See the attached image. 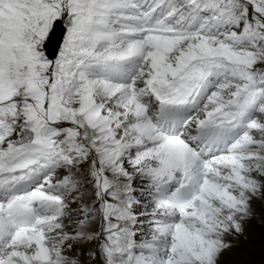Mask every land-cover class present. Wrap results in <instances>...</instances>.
Here are the masks:
<instances>
[{
	"label": "snow or ice",
	"instance_id": "obj_1",
	"mask_svg": "<svg viewBox=\"0 0 264 264\" xmlns=\"http://www.w3.org/2000/svg\"><path fill=\"white\" fill-rule=\"evenodd\" d=\"M253 222L264 0H0V264H234Z\"/></svg>",
	"mask_w": 264,
	"mask_h": 264
},
{
	"label": "rangeland",
	"instance_id": "obj_2",
	"mask_svg": "<svg viewBox=\"0 0 264 264\" xmlns=\"http://www.w3.org/2000/svg\"><path fill=\"white\" fill-rule=\"evenodd\" d=\"M257 229L260 230V231L257 232L256 231ZM252 232H255L256 234L252 235L251 234ZM261 233H262V229L260 227H256L255 222H253V226L250 229V237H251L250 238V244L254 245V246L246 247L242 243L238 248H243L244 247V249L246 248L245 249L246 251H243L241 253V255H239V256H237L236 252L235 253H233V252L230 253L229 257L231 259H233L234 264H250V261L255 260V259L258 258L259 250H260V247H261V243L264 242V235H262ZM235 251H236V249H235ZM246 253H247V255H246ZM232 254H236V255L232 256ZM242 262H245V263H242Z\"/></svg>",
	"mask_w": 264,
	"mask_h": 264
},
{
	"label": "bare ground",
	"instance_id": "obj_3",
	"mask_svg": "<svg viewBox=\"0 0 264 264\" xmlns=\"http://www.w3.org/2000/svg\"><path fill=\"white\" fill-rule=\"evenodd\" d=\"M256 231L259 232L260 230L257 229ZM250 238H251V237H250ZM245 249H246V248H245ZM245 249H244V247H243V248H238V249H236V251L234 250L233 253L236 252L237 256H239V255H241V253H242L243 251H246ZM236 254H232V256H233V255H236ZM232 260H233V259H232ZM246 260H247V259H246ZM245 262H246V261H245ZM245 262H242V263H245Z\"/></svg>",
	"mask_w": 264,
	"mask_h": 264
}]
</instances>
